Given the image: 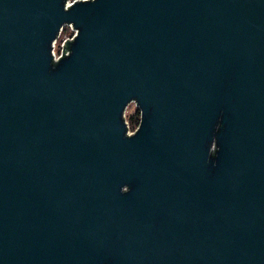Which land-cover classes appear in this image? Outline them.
I'll list each match as a JSON object with an SVG mask.
<instances>
[{
	"label": "water",
	"instance_id": "water-1",
	"mask_svg": "<svg viewBox=\"0 0 264 264\" xmlns=\"http://www.w3.org/2000/svg\"><path fill=\"white\" fill-rule=\"evenodd\" d=\"M67 1L0 0V264H264V0Z\"/></svg>",
	"mask_w": 264,
	"mask_h": 264
},
{
	"label": "built area",
	"instance_id": "built-area-1",
	"mask_svg": "<svg viewBox=\"0 0 264 264\" xmlns=\"http://www.w3.org/2000/svg\"><path fill=\"white\" fill-rule=\"evenodd\" d=\"M76 0H68L67 1V7L68 5H71L75 2ZM78 28L77 27H74V24L73 23H65L60 31H59V34L57 36V38L55 39V41L53 42V49H52V53L54 54V60H59L60 56L63 55V48H64V42L67 38L69 39H74L75 36L78 34ZM63 36V37H62ZM62 37V38H61ZM61 38V40H60ZM70 52V49H67V51H65V54H69ZM125 116H126V111H125ZM126 120H127V123L129 124L128 122V119H127V116H126ZM129 127V125H128ZM138 128V127H137ZM136 128V129H137ZM135 129V130H136ZM134 130V131H135ZM134 131H131L129 129V133H132Z\"/></svg>",
	"mask_w": 264,
	"mask_h": 264
},
{
	"label": "rangeland",
	"instance_id": "rangeland-1",
	"mask_svg": "<svg viewBox=\"0 0 264 264\" xmlns=\"http://www.w3.org/2000/svg\"><path fill=\"white\" fill-rule=\"evenodd\" d=\"M63 37V36H62ZM61 37V38H62ZM61 38H60V40H61ZM137 109H139V107H138V105L136 104V102H131L129 105H128V107H127V109H126V116H127V119H128V122H129V129L131 130V131H134L138 126H139V123L138 124H135V125H133L132 123H131V121H130V115L131 114H134L136 111H137ZM140 110V109H139ZM140 115H141V113H140ZM140 122V121H139Z\"/></svg>",
	"mask_w": 264,
	"mask_h": 264
},
{
	"label": "trees",
	"instance_id": "trees-1",
	"mask_svg": "<svg viewBox=\"0 0 264 264\" xmlns=\"http://www.w3.org/2000/svg\"><path fill=\"white\" fill-rule=\"evenodd\" d=\"M130 121L133 125L138 124L140 121V110L137 109V111L134 114L130 115Z\"/></svg>",
	"mask_w": 264,
	"mask_h": 264
}]
</instances>
